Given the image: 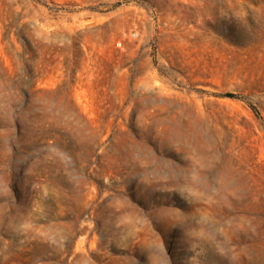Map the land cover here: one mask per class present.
<instances>
[{
    "label": "rangeland",
    "instance_id": "obj_1",
    "mask_svg": "<svg viewBox=\"0 0 264 264\" xmlns=\"http://www.w3.org/2000/svg\"><path fill=\"white\" fill-rule=\"evenodd\" d=\"M0 264H264V0H0Z\"/></svg>",
    "mask_w": 264,
    "mask_h": 264
}]
</instances>
